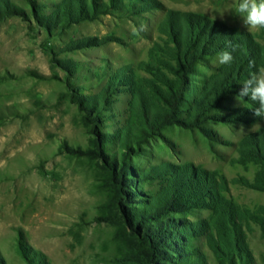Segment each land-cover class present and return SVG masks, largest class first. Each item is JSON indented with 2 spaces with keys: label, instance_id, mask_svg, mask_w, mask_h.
<instances>
[{
  "label": "rangeland",
  "instance_id": "rangeland-1",
  "mask_svg": "<svg viewBox=\"0 0 264 264\" xmlns=\"http://www.w3.org/2000/svg\"><path fill=\"white\" fill-rule=\"evenodd\" d=\"M234 5L0 0V264H144L130 225L179 234L159 244L151 264H218L214 253L230 240L234 264H264V155L250 149L264 145V119L238 98L264 66V30H250ZM196 30L206 43L199 56ZM234 38L243 55L228 49ZM222 51H232L230 64L218 62ZM179 53L192 58L189 72ZM238 65L244 78L233 73ZM178 74L176 121L157 125L138 148L123 146L140 105L153 122L161 81L176 84ZM190 114L200 127L179 123ZM110 163L126 169L123 178L111 176ZM168 182L196 197L150 217Z\"/></svg>",
  "mask_w": 264,
  "mask_h": 264
},
{
  "label": "trees",
  "instance_id": "trees-1",
  "mask_svg": "<svg viewBox=\"0 0 264 264\" xmlns=\"http://www.w3.org/2000/svg\"><path fill=\"white\" fill-rule=\"evenodd\" d=\"M117 1L120 2L121 0H117ZM90 8H91V11H93L94 7L92 5H90ZM65 13L62 16V23L66 22V19L68 18L67 17L68 14H65ZM55 19L56 21H59V17H56ZM198 33L199 31L197 30L194 31V33H191V34H194V40H192L191 45L193 48L196 49L194 50L195 54L198 52V54L196 55L199 56V54H201L202 51H204V48H205L204 44L206 43L205 41H203L204 42L203 45L200 44L201 43L200 37H203V36H200ZM220 34L221 35L218 36L220 40L221 38L223 39V37L227 36V34H224L223 32H221ZM208 45H213V42H208ZM200 46L201 48H199ZM227 47L230 50L237 48L240 52V55H243L244 47L241 45V42L239 39L237 38L232 39L229 46ZM216 48H218V46L214 47L213 49H216ZM178 56H180V60L177 58ZM177 57L175 58V60L177 61V64L180 67V69L181 67L186 66L185 69H187V71L189 72L190 66L192 64V58H189L186 53L182 55L179 53ZM245 60H246L245 63L248 62V68L252 69L253 60L252 62H251V58H247ZM233 73L236 74V77L238 79L244 78L243 76L244 72L242 70V66L238 65L236 72H233ZM184 77H185V74H178L176 84H167L166 82L161 81L162 88L161 90H159L160 91L159 96L157 97V100L162 103V108L160 112L155 113L154 114L155 120L153 122H150V120L148 119V116L145 114L143 110L144 105L141 104L140 107L137 109V111L139 112L138 118L140 122L136 124L137 127L135 129L125 131V137L123 139V146H126L128 149L131 150V146H129V143L131 140V141H135V144L137 145L136 147L138 148L141 142L143 141V139L146 137V135L148 133H152L155 129L158 128L157 125L159 126V125L168 124V123L176 121V112L180 106L181 96L184 90ZM110 85L108 86V89L104 91V93H101L102 96L100 97V100L102 101V104H101L102 106H104L105 102H107L108 93L110 92V90L113 89V87H111ZM189 117L190 118L192 117V118L190 120H188L189 118H187L186 120L180 121L179 123L185 128L200 127L199 125H200L201 120H200L199 114L197 115L190 114ZM250 149L252 150L251 156H255L256 158L262 159V155H264V145L259 144L255 148L253 146H250ZM122 164L124 165L123 161H122ZM109 165H110V168L112 169L111 176L113 178L116 177L117 179L118 178L121 179L124 177L125 173L127 172L123 166L117 168L115 167V165H113V163H110ZM196 188L198 189V187ZM196 192H197L196 189H192L191 187H188L187 189L184 188L181 193H177V190L174 188V186H172L168 182L164 190L158 196L159 198L157 197L155 200H153L154 201L153 203H150L151 207L149 208V210L146 211V213L148 212V214L151 215L150 217H155L157 213H159V211H163L165 208H168V206L174 205L176 207L183 208L192 202L191 195L193 194L195 196ZM143 212L145 213V211ZM131 221L133 220L131 219ZM133 223L135 222L133 221ZM157 224L158 225L154 228L156 230H159L162 224L161 223H157ZM130 228L132 230H136L138 242L145 244V247H146L145 256L147 258L145 259L144 264H151L152 258H155V259L158 258L157 254H159L160 253L159 251H161L160 245H159L160 243H164L167 240L171 242L179 238V234H174V236H171L170 233L165 232L166 234H163L162 237H159L158 234L154 231L142 233L140 230L138 231V229L132 227V225H130ZM151 228L153 227L149 226L148 228H145V230H150ZM236 247L237 246H235L232 240H230L229 243H225L222 246V249H223L222 253L221 252H219V254L218 252L214 253L217 263L218 264H234L235 252L237 249ZM238 257H240L239 253H238ZM192 264H200V261L196 263L194 262Z\"/></svg>",
  "mask_w": 264,
  "mask_h": 264
},
{
  "label": "clouds",
  "instance_id": "clouds-1",
  "mask_svg": "<svg viewBox=\"0 0 264 264\" xmlns=\"http://www.w3.org/2000/svg\"><path fill=\"white\" fill-rule=\"evenodd\" d=\"M234 12L244 19L250 30H264V0H235ZM232 60L228 51L218 55V62L222 65L230 64ZM243 84L238 98L249 97L256 105L253 108L255 116L264 119V66L259 67Z\"/></svg>",
  "mask_w": 264,
  "mask_h": 264
}]
</instances>
